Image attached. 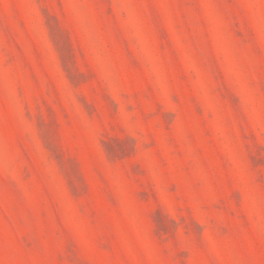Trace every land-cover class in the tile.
<instances>
[{
	"label": "rangeland",
	"instance_id": "374dc122",
	"mask_svg": "<svg viewBox=\"0 0 264 264\" xmlns=\"http://www.w3.org/2000/svg\"><path fill=\"white\" fill-rule=\"evenodd\" d=\"M0 264H264V0H0Z\"/></svg>",
	"mask_w": 264,
	"mask_h": 264
}]
</instances>
